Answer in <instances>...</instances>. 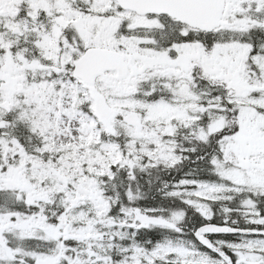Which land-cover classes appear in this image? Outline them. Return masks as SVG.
<instances>
[{"label": "snow or ice", "instance_id": "snow-or-ice-1", "mask_svg": "<svg viewBox=\"0 0 264 264\" xmlns=\"http://www.w3.org/2000/svg\"><path fill=\"white\" fill-rule=\"evenodd\" d=\"M0 264H264V0H0Z\"/></svg>", "mask_w": 264, "mask_h": 264}]
</instances>
